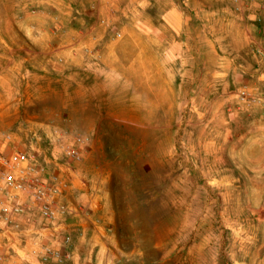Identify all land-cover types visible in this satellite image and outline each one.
<instances>
[{"label":"rangeland","instance_id":"1","mask_svg":"<svg viewBox=\"0 0 264 264\" xmlns=\"http://www.w3.org/2000/svg\"><path fill=\"white\" fill-rule=\"evenodd\" d=\"M254 1L0 0V80H43L38 111L85 136L115 264H264V105L235 94L264 91V31L212 13ZM30 135L29 158L69 162Z\"/></svg>","mask_w":264,"mask_h":264},{"label":"crops","instance_id":"2","mask_svg":"<svg viewBox=\"0 0 264 264\" xmlns=\"http://www.w3.org/2000/svg\"><path fill=\"white\" fill-rule=\"evenodd\" d=\"M195 3L203 12L211 10L209 0H196ZM232 11L219 9L212 13L221 15L219 20L238 21L243 31L247 28L264 31V0H255L249 15ZM261 74L258 79L264 78V73ZM42 82L0 80V150L9 152L26 145L28 131L31 132L29 144L34 146L40 140H33V134L40 132L41 136L51 137L58 130L38 111L45 89ZM22 124L26 127L20 126L22 131H14L10 138L2 135L6 128ZM263 131L262 126L249 128L251 134ZM44 159L47 165L43 176L46 179L56 177L61 188L59 200L69 207V213L63 220L58 218L53 223L30 205L29 210L11 224L0 220V264H115L113 258L121 247L113 232V210L104 186L97 177L87 178L76 165L70 170L66 163L59 164L55 158L44 155ZM44 247L58 251L64 258L57 261L50 254L43 258Z\"/></svg>","mask_w":264,"mask_h":264},{"label":"built area","instance_id":"3","mask_svg":"<svg viewBox=\"0 0 264 264\" xmlns=\"http://www.w3.org/2000/svg\"><path fill=\"white\" fill-rule=\"evenodd\" d=\"M240 4V2H238ZM242 13L241 4L236 7ZM117 37L120 36L116 32ZM254 53L264 58V49L258 45H253ZM264 80V78H263ZM236 96L245 103H260L264 105V91L257 87L242 86L235 92ZM226 116L232 114L231 108L224 110ZM6 138L10 134L2 132ZM40 134H33V140H40ZM48 142L61 150L68 159L66 167L73 170V166L82 160L85 136L78 132L68 130H57L48 137ZM47 162L29 158L27 154L19 149H12L10 152L0 150V220L9 225L20 215L25 214L30 205L35 206L40 215L53 222L69 213V207L59 200L61 193L60 185L56 177L44 178ZM45 253L50 254L57 261L64 257L58 251H51L44 247Z\"/></svg>","mask_w":264,"mask_h":264}]
</instances>
